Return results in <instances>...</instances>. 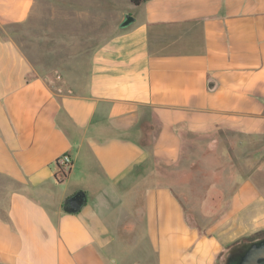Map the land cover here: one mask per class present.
I'll return each mask as SVG.
<instances>
[{
  "label": "crops",
  "instance_id": "1",
  "mask_svg": "<svg viewBox=\"0 0 264 264\" xmlns=\"http://www.w3.org/2000/svg\"><path fill=\"white\" fill-rule=\"evenodd\" d=\"M35 4L0 0V264H224L263 240L264 0L134 6L77 86L8 33Z\"/></svg>",
  "mask_w": 264,
  "mask_h": 264
},
{
  "label": "rangeland",
  "instance_id": "2",
  "mask_svg": "<svg viewBox=\"0 0 264 264\" xmlns=\"http://www.w3.org/2000/svg\"><path fill=\"white\" fill-rule=\"evenodd\" d=\"M133 13L130 0H36L30 18L7 31L40 73L53 81L61 75L62 83L77 86L87 83L94 49L122 30L121 22ZM211 177L223 181L218 174ZM203 220L195 218L193 225L204 231Z\"/></svg>",
  "mask_w": 264,
  "mask_h": 264
},
{
  "label": "water",
  "instance_id": "3",
  "mask_svg": "<svg viewBox=\"0 0 264 264\" xmlns=\"http://www.w3.org/2000/svg\"><path fill=\"white\" fill-rule=\"evenodd\" d=\"M135 21L132 14H127L120 24V28H126ZM87 204V194L79 191L66 198L63 202V209L70 214L79 213ZM239 264H264V239L254 242L242 256Z\"/></svg>",
  "mask_w": 264,
  "mask_h": 264
},
{
  "label": "trees",
  "instance_id": "4",
  "mask_svg": "<svg viewBox=\"0 0 264 264\" xmlns=\"http://www.w3.org/2000/svg\"><path fill=\"white\" fill-rule=\"evenodd\" d=\"M130 1H131V3H132L134 6H139V5H141L142 3H144V2H146V1H148V0H130ZM57 180L60 182L62 179H61V178H58ZM259 241H261V240H259ZM259 241H255V242H259ZM253 243H254V242H245V241H243V242H240V243H238V244L232 246V247L229 249L228 254H227L225 260L228 258V256L230 255L231 252H234V251H240V250L246 252L247 249H248Z\"/></svg>",
  "mask_w": 264,
  "mask_h": 264
},
{
  "label": "built area",
  "instance_id": "5",
  "mask_svg": "<svg viewBox=\"0 0 264 264\" xmlns=\"http://www.w3.org/2000/svg\"><path fill=\"white\" fill-rule=\"evenodd\" d=\"M58 78L60 79L61 77L58 76ZM71 163H72V160L68 154L61 156L57 160V165L62 169V173H64L62 177H65L67 172H69L71 168Z\"/></svg>",
  "mask_w": 264,
  "mask_h": 264
},
{
  "label": "flooded vegetation",
  "instance_id": "6",
  "mask_svg": "<svg viewBox=\"0 0 264 264\" xmlns=\"http://www.w3.org/2000/svg\"><path fill=\"white\" fill-rule=\"evenodd\" d=\"M244 254L245 252L242 250L231 252L228 258L225 260V264H239Z\"/></svg>",
  "mask_w": 264,
  "mask_h": 264
}]
</instances>
